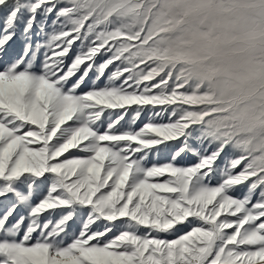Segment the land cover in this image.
<instances>
[{"label": "snow or ice", "instance_id": "snow-or-ice-1", "mask_svg": "<svg viewBox=\"0 0 264 264\" xmlns=\"http://www.w3.org/2000/svg\"><path fill=\"white\" fill-rule=\"evenodd\" d=\"M0 264H264V0H0Z\"/></svg>", "mask_w": 264, "mask_h": 264}]
</instances>
